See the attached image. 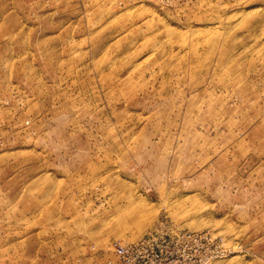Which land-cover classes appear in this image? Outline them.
Masks as SVG:
<instances>
[{
	"label": "rangeland",
	"instance_id": "1",
	"mask_svg": "<svg viewBox=\"0 0 264 264\" xmlns=\"http://www.w3.org/2000/svg\"><path fill=\"white\" fill-rule=\"evenodd\" d=\"M264 264V0H0V264Z\"/></svg>",
	"mask_w": 264,
	"mask_h": 264
},
{
	"label": "built area",
	"instance_id": "2",
	"mask_svg": "<svg viewBox=\"0 0 264 264\" xmlns=\"http://www.w3.org/2000/svg\"><path fill=\"white\" fill-rule=\"evenodd\" d=\"M204 239H208V234L204 232L167 233L163 229L152 230L133 243L113 241L111 250L117 264H162L168 247H187Z\"/></svg>",
	"mask_w": 264,
	"mask_h": 264
}]
</instances>
